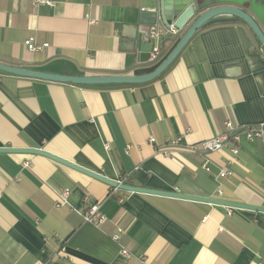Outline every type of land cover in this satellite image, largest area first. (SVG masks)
I'll return each instance as SVG.
<instances>
[{
  "label": "crops",
  "instance_id": "crops-1",
  "mask_svg": "<svg viewBox=\"0 0 264 264\" xmlns=\"http://www.w3.org/2000/svg\"><path fill=\"white\" fill-rule=\"evenodd\" d=\"M35 1L0 0V63L141 75L184 32L166 34L159 61L142 62L132 49L149 28L140 13L159 0ZM28 37L48 46L28 51ZM260 47L244 21L221 14L142 84L73 85L0 71V147L42 148L132 186L264 206L260 140H242L234 160L229 148L200 147L227 120L264 121ZM176 137L179 149L159 152ZM221 169L232 174L219 177ZM66 188V203L56 206ZM86 195L105 216L98 226L83 220ZM0 264H264V211L123 191L43 155L0 152Z\"/></svg>",
  "mask_w": 264,
  "mask_h": 264
},
{
  "label": "water",
  "instance_id": "water-1",
  "mask_svg": "<svg viewBox=\"0 0 264 264\" xmlns=\"http://www.w3.org/2000/svg\"><path fill=\"white\" fill-rule=\"evenodd\" d=\"M229 14L238 17L244 21L249 29L257 37L259 43L264 48V0H159L158 4L152 11H142L140 13V23L143 25H159L164 28L174 27L178 30L184 29L181 37L175 43L168 54L153 68L149 73L141 75H59L45 73L11 65L0 63V71L15 74L18 76L39 78L48 81L72 83L79 85H96V84H142L155 79L159 76L176 58L183 47L188 43L196 30L200 29L213 16ZM152 40L148 36V29L140 30L137 39L134 40L132 49L138 53L142 62L149 60ZM0 152L8 153H32L48 157L54 161L64 164L68 167L91 176L107 185L123 191L141 192L149 194H158L163 196L177 197L201 201L206 203L223 205L230 208H244L264 211V206L252 205L248 203H238L215 199L210 197H201L186 195L183 193L164 192L147 189L143 187L132 186L118 180L110 179L97 172L88 170L71 161L62 159L42 148H14L0 147Z\"/></svg>",
  "mask_w": 264,
  "mask_h": 264
},
{
  "label": "built area",
  "instance_id": "built-area-1",
  "mask_svg": "<svg viewBox=\"0 0 264 264\" xmlns=\"http://www.w3.org/2000/svg\"><path fill=\"white\" fill-rule=\"evenodd\" d=\"M35 3H48L52 4L51 1L47 0H36ZM179 32L178 29L174 27L164 28L157 25H150L148 28V36L152 40V47L150 49V55L149 60L151 62H157L160 59V53H161V46L160 42L161 40L166 36V34H177ZM24 46L28 51L35 52L37 50H40L42 48L45 49V47L48 46L47 43H36L33 37H28L24 41ZM260 53L262 55V62L264 64V48L260 47ZM225 130L221 133L212 136V138L203 139V141L200 142V147L205 153L209 152H219L222 151L225 148H229L232 159H235L236 154L239 152V144L242 140L247 141H253V140H260L261 143L264 146V121L258 122V123H249V124H243V125H236L234 126L230 121H225L224 123ZM181 141V137H176L173 139H170L166 141V143L159 148V152L162 154H169L174 150L179 149V143ZM148 142L154 143L156 142L154 137H149ZM105 148L109 149V145L105 143ZM196 145H190L186 148V150L190 152L196 151ZM203 169L207 172H209L210 165L209 160L206 159L201 166ZM232 172L228 169H221L218 172L219 177H226L231 175ZM125 179L118 180L120 182H123ZM218 192L220 193V189H218ZM69 195V189H63L59 195L58 199L56 200L55 205H61L66 203V199ZM83 203L85 209L81 212L83 220L87 223L93 224L95 226L100 225L105 221V216L100 212V204L97 201H94L90 196L86 195L84 196ZM118 235H114V239H117ZM121 253L125 255L126 257L129 256V252H127L126 249H121Z\"/></svg>",
  "mask_w": 264,
  "mask_h": 264
},
{
  "label": "trees",
  "instance_id": "trees-1",
  "mask_svg": "<svg viewBox=\"0 0 264 264\" xmlns=\"http://www.w3.org/2000/svg\"><path fill=\"white\" fill-rule=\"evenodd\" d=\"M131 85H136V84H131ZM126 182H128V181H126Z\"/></svg>",
  "mask_w": 264,
  "mask_h": 264
}]
</instances>
